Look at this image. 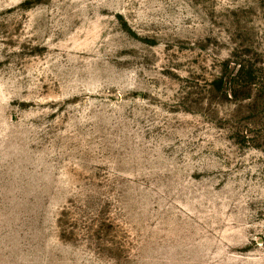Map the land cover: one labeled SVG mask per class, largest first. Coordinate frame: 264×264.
Listing matches in <instances>:
<instances>
[{"label": "rangeland", "instance_id": "rangeland-1", "mask_svg": "<svg viewBox=\"0 0 264 264\" xmlns=\"http://www.w3.org/2000/svg\"><path fill=\"white\" fill-rule=\"evenodd\" d=\"M0 264H264V0H0Z\"/></svg>", "mask_w": 264, "mask_h": 264}, {"label": "trees", "instance_id": "trees-1", "mask_svg": "<svg viewBox=\"0 0 264 264\" xmlns=\"http://www.w3.org/2000/svg\"><path fill=\"white\" fill-rule=\"evenodd\" d=\"M245 67H242L239 71L240 75L243 76V74H247V77H246V82L247 84H252L254 83L253 82V71L252 70H247Z\"/></svg>", "mask_w": 264, "mask_h": 264}]
</instances>
